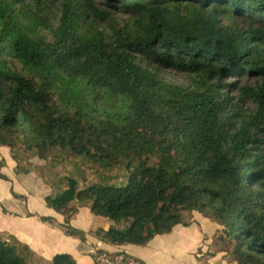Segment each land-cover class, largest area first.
<instances>
[{"label":"trees","instance_id":"obj_1","mask_svg":"<svg viewBox=\"0 0 264 264\" xmlns=\"http://www.w3.org/2000/svg\"><path fill=\"white\" fill-rule=\"evenodd\" d=\"M1 147L18 172L57 150L125 166L120 185L68 179L46 199L69 236L85 239L75 202L115 224L95 232L111 245L146 246L198 212L239 264H264V0H0ZM0 264L77 262L9 237Z\"/></svg>","mask_w":264,"mask_h":264},{"label":"crops","instance_id":"obj_2","mask_svg":"<svg viewBox=\"0 0 264 264\" xmlns=\"http://www.w3.org/2000/svg\"><path fill=\"white\" fill-rule=\"evenodd\" d=\"M34 176L18 172L11 150L0 148V241L8 242L9 237H15L46 263L57 255L67 254L77 264H94L95 253L106 251L125 253L139 264H207L197 252L221 229L205 215L191 212L187 224L176 226L170 234L156 236L146 246L111 245L99 240L95 232L108 230L115 224L93 215L89 205L75 202L77 211L69 224L85 233V239L81 240L67 235L63 227L66 216L46 201L52 197V189Z\"/></svg>","mask_w":264,"mask_h":264},{"label":"rangeland","instance_id":"obj_3","mask_svg":"<svg viewBox=\"0 0 264 264\" xmlns=\"http://www.w3.org/2000/svg\"><path fill=\"white\" fill-rule=\"evenodd\" d=\"M99 5H103L104 0H93ZM163 79L168 82L182 84L185 82V76L181 73L171 70H164L161 73ZM239 87H244L248 80L237 79ZM232 81V80H231ZM237 97V93L232 94ZM250 104H246L249 107ZM24 169L34 177L41 178L44 183L49 185L53 193L52 198L62 194L68 187V179H76L79 182V187L85 188L88 184L102 183V184H116L120 185L128 179V172L125 171V166L116 167L113 169L108 168H93L92 162H86L80 158H72L70 154L64 153L60 150L54 151L49 154L46 159H40L35 154L29 155L25 158ZM117 177L118 181L112 180ZM124 180V181H123ZM189 212L184 213L185 223H188ZM212 221V220H211ZM126 228V227H125ZM122 230V228H118ZM222 236V235H221ZM220 234L205 243L206 247L199 249L197 254L201 255L200 259L204 260L207 264H239L236 256L232 252V246L226 244ZM210 239V238H209ZM135 264H139L136 263Z\"/></svg>","mask_w":264,"mask_h":264},{"label":"built area","instance_id":"obj_4","mask_svg":"<svg viewBox=\"0 0 264 264\" xmlns=\"http://www.w3.org/2000/svg\"><path fill=\"white\" fill-rule=\"evenodd\" d=\"M94 264H135L133 257L125 253L98 251L94 255Z\"/></svg>","mask_w":264,"mask_h":264}]
</instances>
